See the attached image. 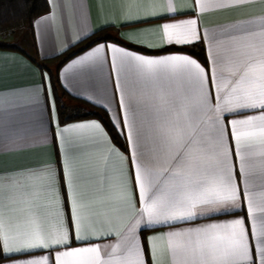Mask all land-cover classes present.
Listing matches in <instances>:
<instances>
[{
    "label": "snow or ice",
    "instance_id": "obj_1",
    "mask_svg": "<svg viewBox=\"0 0 264 264\" xmlns=\"http://www.w3.org/2000/svg\"><path fill=\"white\" fill-rule=\"evenodd\" d=\"M257 7L259 16L247 24L222 25L212 32L201 27L209 9L232 13ZM168 11L173 10L169 7ZM50 18L51 9L49 16L33 21L34 34L35 27ZM154 18L165 19L154 13L135 22L149 23ZM168 19L171 22L162 25L166 42H206V66L187 55L150 58L106 44V37L93 40L103 27L78 36L58 53L67 54L65 72L102 69L111 53L116 74L111 96L106 87L102 99L71 94L106 113L116 103L113 127L122 125L118 135L127 147L121 151L113 146L110 151L117 154L121 165H130L127 172L121 166L114 174L107 160L101 168L88 159L89 144L66 141L65 134L73 131H97L102 137L107 133L95 121L61 126L51 76L40 73L45 107L53 114L49 125L54 121L60 131L41 123L38 129L17 135L15 139L35 150L36 158L22 166L0 167V257L20 252L32 255L30 250L48 249L51 242L65 250L54 249V257L49 253L25 264H49L50 258L51 264H160L157 244L166 242L172 264H264V219L259 237L255 229L264 206L254 208L249 192L256 180L264 189V0H191L186 9ZM85 40L91 42L71 52ZM5 69L28 70L0 52V75ZM145 77L151 80V89ZM50 130L54 161L47 148H42L49 143ZM100 139L89 138V143ZM49 189H55L67 206L55 236L46 234L42 225L31 235H16L15 198L6 200L5 191L19 192L35 204ZM117 202L126 213L120 226L113 221L119 214ZM216 216L237 218L202 226L177 224L196 225ZM161 227L166 230L160 232ZM99 230H103L101 236L96 237ZM108 237L115 243L105 245L110 251L102 253L97 240Z\"/></svg>",
    "mask_w": 264,
    "mask_h": 264
},
{
    "label": "crops",
    "instance_id": "obj_2",
    "mask_svg": "<svg viewBox=\"0 0 264 264\" xmlns=\"http://www.w3.org/2000/svg\"><path fill=\"white\" fill-rule=\"evenodd\" d=\"M48 1L49 12L37 17L34 21L39 20L41 17L49 16L50 9L52 18L36 26L35 34L33 23L31 27L24 25L0 33V45L7 47H0V52L5 53L10 58H15L28 68L27 71L21 70L19 72H16L14 69H5L3 74L0 75V167L12 168L22 166L32 162L36 158L35 150L25 147L23 140L15 139L17 135H23L34 129H38L41 123H43L45 128L51 127L57 133L60 131L59 127H55L54 121L51 126L49 125L53 114L50 109L45 107L44 92L39 87L41 72L52 76V85L56 88H61V90L59 88L57 91L58 95L63 90L67 95L72 97L74 96L71 93H76L81 96L93 95L95 99H102V90L106 87L109 97L111 96L115 86L116 74L111 68L110 52L102 69L88 67L76 68L65 72V61L67 59L64 61H61L62 59H55L44 62L46 59L58 56L59 50L71 45L78 36L91 33L93 30L103 27L107 28L104 36L110 38L103 41L106 44L123 47L126 51L150 58H159L164 55H187L189 58L196 59L201 63L188 52L166 50L169 48H187L197 42L184 45L169 44L166 42L162 32L163 23L171 22L168 18L174 17L178 12L186 9L190 5L191 0H55L54 4L51 3V0ZM169 7L173 10L172 12L168 11ZM260 11L258 7L250 9L247 12L232 13L209 9L202 17L201 27L212 32L222 25L227 26L232 23L247 24L250 19L258 17ZM154 13L159 17H165V19L154 18L149 23L135 22L136 18L152 17ZM126 24L127 26H125ZM112 39H118L125 44H120ZM203 45L207 58L208 50L206 42H203ZM217 50V46L213 45V51ZM32 59L44 64L47 70H42L41 67L37 69L38 64ZM202 66L205 65L202 64ZM61 82L67 86V90L66 87L62 86ZM144 82L151 89V80L145 77ZM34 84L36 87H33ZM78 99L86 101L82 98ZM191 99L194 101V93ZM63 101L69 113L76 110V102L74 100L64 96ZM116 111L117 105L113 102L107 112L108 118L110 116L113 117L112 121L109 119L112 126ZM93 121L101 123L95 118L88 117L59 123L63 126L75 123H91ZM121 127L122 125L115 127L117 133L120 132ZM105 131L107 137H102L101 133L92 130L69 132L65 134V137L66 141H81L89 144L87 148L88 159L99 164L101 168L103 167V161L107 160L110 170L114 174L121 166L127 172L130 165L128 163L121 165L117 154L110 151V148L113 146L118 149L120 148L114 144L106 129ZM93 137L101 138L100 142L89 143V138ZM120 137L123 138L122 135ZM51 138L52 131L50 130L48 131L49 143L42 146V148H47L49 159L54 161L56 156L52 152L53 145ZM50 167L55 170V164L50 165ZM249 192L252 195L254 208L264 206V189H262L258 180L250 184ZM10 196L15 198L14 207L19 217L16 235L20 237L31 235L37 230L38 225H42L46 234L55 236L67 212V206L62 204L55 189H49L47 195H42L35 204L27 198H21L19 192L10 193L5 191L4 198L7 200ZM115 207L119 210V214L113 216V221L117 226H120L121 220L125 218L126 213L124 212L123 204L117 202ZM239 215L243 216L245 213L239 212ZM233 218L237 217L216 216L213 221L199 220L196 225H189L183 221H178L177 224L185 227L202 226L209 222H222ZM261 219H264V214L258 213L257 224L255 225L258 237L261 235ZM165 230L163 227L160 228V232H164ZM102 231L99 230L96 233V237L101 236ZM152 234L148 233L149 236ZM96 237L93 238L95 239ZM97 243H99L103 253L110 251V249L105 248V245L115 243V239L111 237L100 238L97 240ZM57 248L61 251L65 250L63 245H55L50 242V248L48 249L30 250L34 253L32 255L27 254V252L6 254V256L0 257V264H25L27 260L42 259L44 256H48L49 253L54 257V249ZM157 248L160 264H172L171 256L167 252L166 242H158ZM9 256L12 258L8 259L7 257ZM104 258L107 259V256ZM49 264H51V258Z\"/></svg>",
    "mask_w": 264,
    "mask_h": 264
},
{
    "label": "trees",
    "instance_id": "obj_3",
    "mask_svg": "<svg viewBox=\"0 0 264 264\" xmlns=\"http://www.w3.org/2000/svg\"><path fill=\"white\" fill-rule=\"evenodd\" d=\"M48 12H49L48 0H0V33L13 30L15 28L24 25H28L31 27L33 21L37 17L42 16ZM106 30L107 28H104L103 31H97V35L93 36L92 39L95 40L98 39L99 37H106L107 39H110L109 37L104 36ZM112 40L119 42L120 44H125L118 39H112ZM90 42L91 41L89 40H85L84 43L77 44L76 47L71 48V52H77L80 49L85 48ZM0 47L7 48L6 46L3 45H0ZM166 50H180V51L188 52L193 56H195L203 65L206 66L207 58H206L203 42H197L194 45H191L187 48H169ZM55 59H62L61 61H64L67 59V54L58 55L56 57L46 59L44 60V62L52 61ZM32 60L35 63H37L42 70L45 71L47 70L44 64L39 63V61L35 59ZM59 88L60 87L58 88L54 87L55 89L54 95L56 97V107H57V113L60 123H65L70 120H75L79 118H87V117L95 118L99 120L102 123V125L105 127L114 144L124 151V149L127 147L125 140L122 137H120V135H118L115 128L112 126L111 122L109 121L108 114L105 112V110L87 101L67 95V93L63 90L61 91V94L58 95L57 91ZM64 96H67L69 99L74 100L76 102V110L73 111L72 113H69L67 106L63 101Z\"/></svg>",
    "mask_w": 264,
    "mask_h": 264
}]
</instances>
